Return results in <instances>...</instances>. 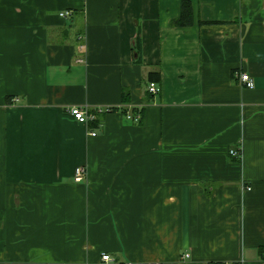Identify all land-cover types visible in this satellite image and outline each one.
<instances>
[{
	"label": "crops",
	"instance_id": "obj_1",
	"mask_svg": "<svg viewBox=\"0 0 264 264\" xmlns=\"http://www.w3.org/2000/svg\"><path fill=\"white\" fill-rule=\"evenodd\" d=\"M181 1L0 0V264H264V0Z\"/></svg>",
	"mask_w": 264,
	"mask_h": 264
},
{
	"label": "built area",
	"instance_id": "obj_2",
	"mask_svg": "<svg viewBox=\"0 0 264 264\" xmlns=\"http://www.w3.org/2000/svg\"><path fill=\"white\" fill-rule=\"evenodd\" d=\"M60 16L62 17H66L68 15H70V11L69 10H64L62 12L59 13ZM238 79L240 81V83L247 87V88H251L253 87V81L251 80V78L249 77V75L247 73H241L238 75ZM147 91L149 94L156 95L159 93L160 91V87L159 84L154 82V81H149L147 83ZM111 108H96V111L98 112H107L110 111ZM67 114H69V116L71 118H73L74 120H76L79 123H83L86 124L89 121L94 120V114L92 112H89L85 107H79V106H71L69 108H67ZM125 117L129 120H132L133 122H138L141 118V114L140 112H126ZM89 135L94 136L96 135L95 131H90ZM229 154L232 156H235L237 154V152L234 149H230L229 150ZM85 175V168L84 166H77L74 170V181L76 182H80L81 180H83V177ZM248 189V187H247ZM187 256V255H185ZM101 259L105 262H110L113 261L114 259L106 254L103 253L101 255ZM128 264H156V263H140V262H136V263H128Z\"/></svg>",
	"mask_w": 264,
	"mask_h": 264
},
{
	"label": "trees",
	"instance_id": "obj_3",
	"mask_svg": "<svg viewBox=\"0 0 264 264\" xmlns=\"http://www.w3.org/2000/svg\"><path fill=\"white\" fill-rule=\"evenodd\" d=\"M193 21V16H192V7L189 1L187 0H182L181 1V12L178 18L174 19L172 21V24L175 26H189L191 25ZM138 45H139V40H138V35L136 36L135 39V51L138 52ZM149 81H154L159 84L160 82V74L158 71H151L148 74V82ZM151 95V94H150ZM119 108H111L110 111L118 110ZM141 108H134L132 113L135 112H140ZM124 111V110H122ZM126 112L124 111V114Z\"/></svg>",
	"mask_w": 264,
	"mask_h": 264
}]
</instances>
